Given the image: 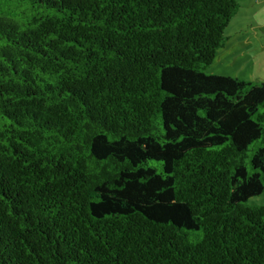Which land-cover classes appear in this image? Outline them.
I'll return each mask as SVG.
<instances>
[{"label": "trees", "instance_id": "obj_1", "mask_svg": "<svg viewBox=\"0 0 264 264\" xmlns=\"http://www.w3.org/2000/svg\"><path fill=\"white\" fill-rule=\"evenodd\" d=\"M237 0H0V264H264V81L207 75Z\"/></svg>", "mask_w": 264, "mask_h": 264}, {"label": "rangeland", "instance_id": "obj_2", "mask_svg": "<svg viewBox=\"0 0 264 264\" xmlns=\"http://www.w3.org/2000/svg\"><path fill=\"white\" fill-rule=\"evenodd\" d=\"M240 7L224 33L228 37L217 51L207 75L244 81H264V0H237ZM260 200V202H256ZM264 202V194L248 200V205Z\"/></svg>", "mask_w": 264, "mask_h": 264}, {"label": "crops", "instance_id": "obj_3", "mask_svg": "<svg viewBox=\"0 0 264 264\" xmlns=\"http://www.w3.org/2000/svg\"><path fill=\"white\" fill-rule=\"evenodd\" d=\"M264 194V193H263ZM262 194V195H263ZM256 202H260V200H257ZM260 205H264V202L262 201L261 204H255V206H260Z\"/></svg>", "mask_w": 264, "mask_h": 264}]
</instances>
